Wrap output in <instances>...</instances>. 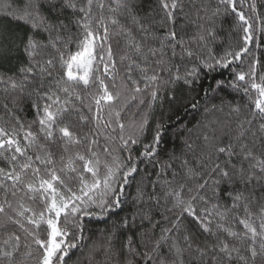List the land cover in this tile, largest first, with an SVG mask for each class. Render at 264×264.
Here are the masks:
<instances>
[{
    "label": "snow or ice",
    "instance_id": "snow-or-ice-1",
    "mask_svg": "<svg viewBox=\"0 0 264 264\" xmlns=\"http://www.w3.org/2000/svg\"><path fill=\"white\" fill-rule=\"evenodd\" d=\"M262 52L264 0L8 3L0 264H264Z\"/></svg>",
    "mask_w": 264,
    "mask_h": 264
},
{
    "label": "trees",
    "instance_id": "trees-1",
    "mask_svg": "<svg viewBox=\"0 0 264 264\" xmlns=\"http://www.w3.org/2000/svg\"><path fill=\"white\" fill-rule=\"evenodd\" d=\"M24 2V0H0V13H2L5 8L6 5L8 3H11L13 8L17 7L18 5L22 4ZM12 28L15 32L19 33V34H23L26 31L27 26L24 25L23 23L20 24H16L14 23L12 25ZM116 45L114 43V49H115ZM261 58L264 59V52L261 53ZM231 98V97H228ZM220 103V100L217 98L215 100L209 101V103ZM203 103V101H202ZM183 114V113H182ZM201 114H202V109L201 112H196L194 110H190L187 114H183L186 115V120L185 123H188L189 126H191L193 123H195L196 121L201 119ZM156 117L159 118V112L156 113ZM29 118H31V114L29 113ZM173 141H175V143L178 145L179 141L176 140V133H175V126L173 125L172 131H170L167 136L165 137V143L163 145V149L164 150H170L173 147ZM129 195H134L135 194V188H130L127 190ZM131 205L128 206V208H130ZM128 209L126 208L125 211H127ZM89 227L92 229V231L89 233V235L93 238V239H99V231L102 229H105L106 227H109V225H105L103 223L100 224H91L89 225ZM79 258L81 261H84V256H82L79 252H77L76 256L74 257V259ZM84 264H87L86 261H84Z\"/></svg>",
    "mask_w": 264,
    "mask_h": 264
}]
</instances>
